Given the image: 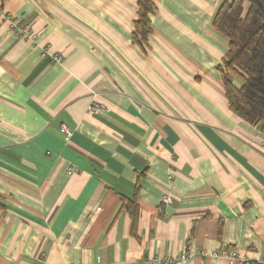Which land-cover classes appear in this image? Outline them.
<instances>
[{"label": "crops", "instance_id": "crops-1", "mask_svg": "<svg viewBox=\"0 0 264 264\" xmlns=\"http://www.w3.org/2000/svg\"><path fill=\"white\" fill-rule=\"evenodd\" d=\"M224 1L153 0L139 45L137 0H0V264L264 254V131L224 94Z\"/></svg>", "mask_w": 264, "mask_h": 264}, {"label": "trees", "instance_id": "trees-1", "mask_svg": "<svg viewBox=\"0 0 264 264\" xmlns=\"http://www.w3.org/2000/svg\"><path fill=\"white\" fill-rule=\"evenodd\" d=\"M155 10L153 0H137L133 42L147 43ZM212 26L227 40L217 69L229 109L264 131V0L224 1Z\"/></svg>", "mask_w": 264, "mask_h": 264}, {"label": "built area", "instance_id": "built-area-1", "mask_svg": "<svg viewBox=\"0 0 264 264\" xmlns=\"http://www.w3.org/2000/svg\"><path fill=\"white\" fill-rule=\"evenodd\" d=\"M0 16L4 19H9V14H4L3 12H0ZM11 28H12V32L15 35H19V36H30L28 35L27 32V26L23 25L20 26L18 24H16L15 21L11 20ZM32 36V35H31ZM46 51H43V53L41 55H44ZM53 59L56 61H59L60 58L58 55L54 54L53 55ZM99 110V106L97 105H91L89 108V111L91 113H96ZM61 129L62 131H64L67 135H70V130L69 128L65 125V124H61ZM72 172V169H68L67 173L70 174ZM169 200V196L168 195H163L161 198V202L158 205V210H162L163 206L168 202ZM210 255H212L213 257L217 256L218 253L217 252H212L210 253ZM220 255H223L225 257H227L229 259V261L231 263L234 264H264V254L261 255L258 258H248L246 256L240 255L237 253L236 250H225L222 253H220ZM188 252L183 251L182 253H180L179 255L176 256H168L164 259H160L158 257H145L143 258L138 264H184L187 259H188ZM69 264H73V263H69Z\"/></svg>", "mask_w": 264, "mask_h": 264}]
</instances>
